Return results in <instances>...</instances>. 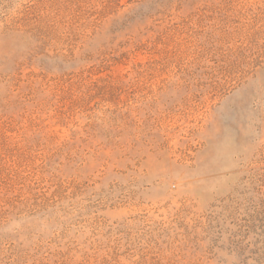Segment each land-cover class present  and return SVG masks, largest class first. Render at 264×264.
<instances>
[{
	"label": "rangeland",
	"instance_id": "374dc122",
	"mask_svg": "<svg viewBox=\"0 0 264 264\" xmlns=\"http://www.w3.org/2000/svg\"><path fill=\"white\" fill-rule=\"evenodd\" d=\"M0 264H264V0H0Z\"/></svg>",
	"mask_w": 264,
	"mask_h": 264
}]
</instances>
